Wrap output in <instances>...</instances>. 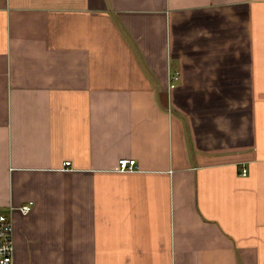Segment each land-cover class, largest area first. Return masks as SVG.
I'll list each match as a JSON object with an SVG mask.
<instances>
[{
  "label": "crops",
  "instance_id": "0c3cea01",
  "mask_svg": "<svg viewBox=\"0 0 264 264\" xmlns=\"http://www.w3.org/2000/svg\"><path fill=\"white\" fill-rule=\"evenodd\" d=\"M10 205L14 264H264V0H0Z\"/></svg>",
  "mask_w": 264,
  "mask_h": 264
},
{
  "label": "built area",
  "instance_id": "2783aa9c",
  "mask_svg": "<svg viewBox=\"0 0 264 264\" xmlns=\"http://www.w3.org/2000/svg\"><path fill=\"white\" fill-rule=\"evenodd\" d=\"M179 74L172 76V79L177 80ZM71 162L67 161L66 165H70ZM136 159L134 158H121L119 160V171L121 172H132L136 167ZM243 175H246V170L243 169ZM32 203L24 204L19 206L17 211L27 215L32 210ZM13 206H8L7 211L0 209V264H14V224L12 220V213H14Z\"/></svg>",
  "mask_w": 264,
  "mask_h": 264
}]
</instances>
